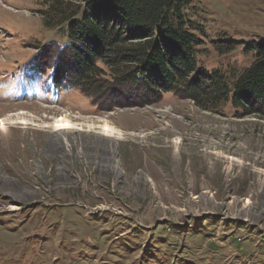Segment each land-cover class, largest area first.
Returning <instances> with one entry per match:
<instances>
[{"label": "rangeland", "instance_id": "obj_1", "mask_svg": "<svg viewBox=\"0 0 264 264\" xmlns=\"http://www.w3.org/2000/svg\"><path fill=\"white\" fill-rule=\"evenodd\" d=\"M49 1L0 0V264H264V113L170 90L47 93L26 66L66 42L45 24ZM186 12L209 70L248 65L245 48L264 42V0H191ZM97 64L104 86L113 69ZM62 113L74 128L57 130ZM101 119L122 138L91 129ZM110 139L121 174L102 152Z\"/></svg>", "mask_w": 264, "mask_h": 264}, {"label": "trees", "instance_id": "obj_2", "mask_svg": "<svg viewBox=\"0 0 264 264\" xmlns=\"http://www.w3.org/2000/svg\"><path fill=\"white\" fill-rule=\"evenodd\" d=\"M190 1L50 0L43 11L45 24L64 31L66 42L40 46L26 66L30 78L40 79L52 95L73 88L95 95L111 85L141 91L152 100L157 92L160 99L170 90L207 110L231 103L244 116L264 113V42L245 48L254 55L246 66L209 70L199 65L203 39L188 18ZM217 49L226 54L234 47L222 43ZM70 50L77 55L75 62ZM99 60L113 69L114 77L104 86L97 80Z\"/></svg>", "mask_w": 264, "mask_h": 264}, {"label": "bare ground", "instance_id": "obj_3", "mask_svg": "<svg viewBox=\"0 0 264 264\" xmlns=\"http://www.w3.org/2000/svg\"><path fill=\"white\" fill-rule=\"evenodd\" d=\"M61 117L56 121L55 126L57 127V130H63V129H67V128H74L75 125L73 124V121L69 118V116L67 114H61ZM5 120V119H4ZM102 120V119H101ZM103 123L101 124H93L90 125L91 129H100L101 133H103V135L106 138H122V133L121 130L116 128L109 120L107 119H103L102 120ZM21 122L24 123V121L22 120ZM9 128H11L12 126H8ZM133 134V133H131ZM67 135L66 134H62L61 136H57V138H53V142L57 143L59 142V140L63 141L67 140ZM125 138V137H124ZM16 141L13 142L11 145H15L17 147V143L18 140L15 139ZM7 141V140H6ZM12 141V140H11ZM11 141L9 143H11ZM2 145V142H0ZM4 145L8 146L9 144H7L6 142L4 143ZM116 148H117V143L113 142L112 139L108 140L105 142L104 145H102V152L104 154V156L109 157V164L112 166V168L116 169L118 171L119 174H121V171H119L118 167L115 166L114 164H116V162L113 160V157L115 156L116 153ZM169 147L167 146H161V147H154V150L158 151V152H167Z\"/></svg>", "mask_w": 264, "mask_h": 264}]
</instances>
